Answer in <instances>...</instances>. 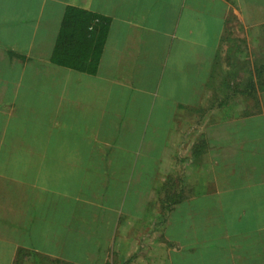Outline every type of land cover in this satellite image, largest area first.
I'll return each mask as SVG.
<instances>
[{"label": "crops", "instance_id": "0c3cea01", "mask_svg": "<svg viewBox=\"0 0 264 264\" xmlns=\"http://www.w3.org/2000/svg\"><path fill=\"white\" fill-rule=\"evenodd\" d=\"M0 264H264V0H0Z\"/></svg>", "mask_w": 264, "mask_h": 264}, {"label": "trees", "instance_id": "16d2710c", "mask_svg": "<svg viewBox=\"0 0 264 264\" xmlns=\"http://www.w3.org/2000/svg\"><path fill=\"white\" fill-rule=\"evenodd\" d=\"M107 23L88 12L68 9L55 47V62L75 71L94 73L106 37Z\"/></svg>", "mask_w": 264, "mask_h": 264}, {"label": "rangeland", "instance_id": "374dc122", "mask_svg": "<svg viewBox=\"0 0 264 264\" xmlns=\"http://www.w3.org/2000/svg\"><path fill=\"white\" fill-rule=\"evenodd\" d=\"M232 30H234V29H232ZM231 35H232V31H231Z\"/></svg>", "mask_w": 264, "mask_h": 264}]
</instances>
